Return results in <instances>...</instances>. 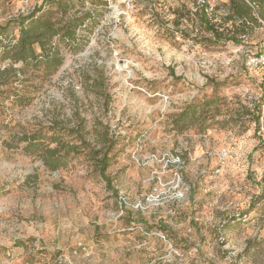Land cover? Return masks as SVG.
Wrapping results in <instances>:
<instances>
[{"label":"rangeland","instance_id":"rangeland-1","mask_svg":"<svg viewBox=\"0 0 264 264\" xmlns=\"http://www.w3.org/2000/svg\"><path fill=\"white\" fill-rule=\"evenodd\" d=\"M44 2L0 0V45ZM203 2H78L81 50L0 85V264H264V21L216 42ZM38 132L76 142L64 165L25 151Z\"/></svg>","mask_w":264,"mask_h":264},{"label":"trees","instance_id":"trees-1","mask_svg":"<svg viewBox=\"0 0 264 264\" xmlns=\"http://www.w3.org/2000/svg\"><path fill=\"white\" fill-rule=\"evenodd\" d=\"M84 0H46L36 5L32 11L20 15L19 34H13L6 44H1L2 57L0 59V85L7 84L11 73L25 74L27 68L43 70L46 74L56 72L65 62L66 52L81 50L86 40L82 39L79 32L92 23L90 14L96 8L82 11L77 9V3ZM153 5L159 0H153ZM163 6H166L164 4ZM211 4L204 0L199 4L197 11L200 19L208 31L212 32L216 42L232 41L240 44L247 37L255 34L256 28L264 21V0H226L221 1L208 12ZM11 20L0 26V43L3 36L7 35ZM3 61H8L2 65ZM23 97H19L22 101ZM198 106H191L182 113L185 119L196 116ZM176 122L182 119L176 118ZM67 135H70L68 133ZM28 141L25 151L29 154L38 153L44 163L52 170L59 168L67 162L68 155L75 151L74 144L66 153L60 152L59 138L56 135L46 138L41 133H34L23 138ZM77 141V140H76ZM54 143H57L54 145ZM111 165L110 157L105 154L101 159L100 174L112 187V179L106 173ZM114 191H117L113 188Z\"/></svg>","mask_w":264,"mask_h":264},{"label":"built area","instance_id":"built-area-1","mask_svg":"<svg viewBox=\"0 0 264 264\" xmlns=\"http://www.w3.org/2000/svg\"><path fill=\"white\" fill-rule=\"evenodd\" d=\"M261 60H259L257 57H253L249 60V64H257L258 62H260ZM264 61V58H263Z\"/></svg>","mask_w":264,"mask_h":264}]
</instances>
